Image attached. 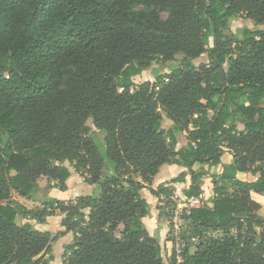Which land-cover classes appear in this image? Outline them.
Returning <instances> with one entry per match:
<instances>
[{
	"label": "trees",
	"instance_id": "16d2710c",
	"mask_svg": "<svg viewBox=\"0 0 264 264\" xmlns=\"http://www.w3.org/2000/svg\"><path fill=\"white\" fill-rule=\"evenodd\" d=\"M237 17L264 24V0H0V264H50L56 237L30 221L56 215L73 237L61 264H165L142 222V193L169 200L187 172L153 190L163 165L187 169L184 196L202 201L181 217L187 244L172 264H264V215L251 198L264 196V30L230 32ZM178 54L154 83L134 86ZM89 119L104 134L111 176ZM203 166L222 168L211 206ZM70 168L98 196L50 198L38 212L11 199H30L40 177L64 191Z\"/></svg>",
	"mask_w": 264,
	"mask_h": 264
},
{
	"label": "rangeland",
	"instance_id": "374dc122",
	"mask_svg": "<svg viewBox=\"0 0 264 264\" xmlns=\"http://www.w3.org/2000/svg\"><path fill=\"white\" fill-rule=\"evenodd\" d=\"M133 11L135 12H139V11H146V12H150V11H155L158 13V15L160 16L161 19L165 20L168 17V12L164 9H161L159 7H154V6H150V7H145V6H134L133 7ZM255 28H259L264 30V24L256 26V24L247 18L244 17H237L234 18L231 23H230V32H235L238 29H255ZM212 46V44H210V47ZM184 58L183 55H176L174 57V62H168L167 64H152L148 69L142 71L139 75L133 77V83L134 86H138L139 84H142L144 82H151L154 83L155 79L154 77L156 75L159 74H164L168 72L167 67L171 64H179V62H181V60ZM205 59V55H203L201 58L195 59L193 60V63L195 64V66H198L202 61H204ZM163 115V128L164 129H168L171 126V121H169L164 113L162 112ZM241 123V122H240ZM86 125L91 127L93 129V131H95V142L98 144L99 147V154L102 156L103 158V178L106 177L107 175H109L110 170H113V164L111 162H109L106 159V151H105V147H104V134L102 132H98L94 129L92 120L89 119L86 122ZM239 128H241V124H238ZM178 139H179V143L176 147V149L180 146H183L186 143V137L183 134H178ZM224 152H228L227 150H224ZM230 153V152H229ZM206 167V166H205ZM71 170V175L76 174L75 176V180H77V182H81L80 180L82 179L84 181L85 176L81 175L80 173H77L74 171L73 168H70ZM204 171H206V169H203ZM240 180H248L250 179L248 176L244 175V176H239ZM70 179V178H69ZM53 183V184H52ZM49 182L45 177H40L37 179V189L34 191L33 196L30 199H24L21 198L20 196H18V194L15 191H11V199L15 200L21 204H23L28 210H34V212H38V210L42 209L43 206L45 205V202H47L50 198H52L53 196H63L67 198V196L70 195V192L74 186L72 185V183L69 182L68 185V189L67 187L64 185V191L65 194H60L59 189L54 188L53 186L55 185L54 182ZM85 183V181H84ZM87 184V183H85ZM88 185V184H87ZM227 188H229V190H232L233 188V184L229 183L226 185ZM83 190L79 189L78 192H80L81 195H87V194H92L94 196H98L99 191L98 189L93 190V192H87V188L84 185ZM53 195V196H51ZM261 199V204L264 205V196L258 195ZM60 201H62L61 199H58ZM64 202H68V200H63ZM70 201V200H69ZM174 202L170 203V205H173ZM260 214L264 215V206L263 208L261 207L260 210ZM61 216L56 215L54 217H47L46 220H50L49 224H48V228L51 236L52 237H56L55 241L52 244V249H51V256L53 258V260L50 262V264H61V262L63 260H65V258H67L68 254H67V246H69L70 244H72L73 242V237L71 234L69 233H65L64 228H62L60 226V221H61ZM25 221V219L23 217H19L17 220V223H23ZM31 224L33 226H38V224L35 223L34 220L30 221ZM168 222L170 223V226L172 228V222L169 219V215H168ZM182 229H184V224L182 223ZM63 230V231H61ZM46 231V230H45ZM234 233V232H233ZM68 234V235H66ZM217 236V234L215 235ZM153 237V236H152ZM196 244L195 240L192 242H190L189 247V252L190 249H192L194 247V245ZM172 257H173V251L170 255L165 256V258L163 259L165 264H172ZM177 261V260H176ZM178 262V261H177Z\"/></svg>",
	"mask_w": 264,
	"mask_h": 264
},
{
	"label": "crops",
	"instance_id": "0c3cea01",
	"mask_svg": "<svg viewBox=\"0 0 264 264\" xmlns=\"http://www.w3.org/2000/svg\"><path fill=\"white\" fill-rule=\"evenodd\" d=\"M181 147L182 146L178 147L177 150L180 149ZM220 160H221V165L230 166L232 164L233 159H232V155L229 152H224ZM202 168L206 169V171H205V175L200 180L201 182L200 189L203 192V197H202L203 201L208 203L209 200L212 199L213 197L212 177L219 175L222 171L221 170L222 168L221 166L215 168L213 167L210 169L203 166ZM183 172H187V175L182 182L175 184L173 197L171 198L173 199L174 202H182L185 199H187L184 196V192L189 188L191 184V176L188 173L187 169H185L184 167H180L177 165H163L159 169L158 174L153 178L150 187L153 190H156L158 186L170 182L171 180L175 179L180 173ZM112 174H113V170H110L109 175L107 176H111ZM75 176L76 174L74 175L72 174L70 179L66 182L65 186L67 187V190H69L68 189L69 182L72 183V185L74 186L72 189H70L71 192L70 195L67 196V198L66 197L63 198V196L57 197L51 195L53 196L52 198L61 199L62 201L63 200L73 201L80 196L90 195V194L81 195L80 192H78V190L79 189L83 190L82 187L85 185L87 188L86 190L87 192H93L95 186L85 184L82 179L80 180L81 182L78 183L77 180H75ZM59 192L62 195L65 194L66 191L59 190ZM142 198L150 206L149 215L142 219L143 225L150 236H153L158 239L159 246L161 248L162 258L164 259L165 256L170 255L173 251V243L169 237V231L171 226L170 223L168 222V213H167V206L170 202V199L165 200L162 196L161 197L153 196L146 190L143 191ZM251 198L257 203H259L260 206L263 208L264 205L261 204V200H260L261 198L257 194L251 193ZM208 206H211V204L208 203ZM49 221L50 220L47 219L45 225L34 226V228L42 232H44L45 230L49 231L48 228V224L50 223ZM194 252H195V247L190 249V254Z\"/></svg>",
	"mask_w": 264,
	"mask_h": 264
},
{
	"label": "built area",
	"instance_id": "2783aa9c",
	"mask_svg": "<svg viewBox=\"0 0 264 264\" xmlns=\"http://www.w3.org/2000/svg\"><path fill=\"white\" fill-rule=\"evenodd\" d=\"M172 202H174L173 199H170V202L167 206L169 219L173 223L172 228H170L169 231V237L173 243V254H175L176 260L178 262H181V255L187 244V242L182 237L183 221L181 220V217L183 213L188 212L191 209L200 207L202 205V201L201 198H192L185 199L182 202H174L173 205H170V203ZM191 241L193 242L194 240Z\"/></svg>",
	"mask_w": 264,
	"mask_h": 264
},
{
	"label": "water",
	"instance_id": "95a60500",
	"mask_svg": "<svg viewBox=\"0 0 264 264\" xmlns=\"http://www.w3.org/2000/svg\"><path fill=\"white\" fill-rule=\"evenodd\" d=\"M15 174H16V173H15L14 171L11 173L12 176H14Z\"/></svg>",
	"mask_w": 264,
	"mask_h": 264
}]
</instances>
